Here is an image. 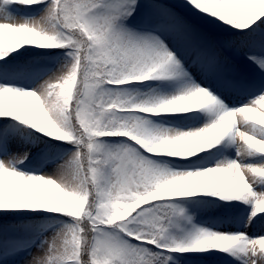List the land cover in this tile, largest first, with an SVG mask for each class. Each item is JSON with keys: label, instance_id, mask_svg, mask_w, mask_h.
Listing matches in <instances>:
<instances>
[{"label": "snow or ice", "instance_id": "obj_1", "mask_svg": "<svg viewBox=\"0 0 264 264\" xmlns=\"http://www.w3.org/2000/svg\"><path fill=\"white\" fill-rule=\"evenodd\" d=\"M0 264H264V0H0Z\"/></svg>", "mask_w": 264, "mask_h": 264}]
</instances>
